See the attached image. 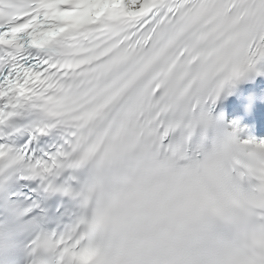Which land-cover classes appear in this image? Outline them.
I'll use <instances>...</instances> for the list:
<instances>
[{
    "label": "snow or ice",
    "instance_id": "1",
    "mask_svg": "<svg viewBox=\"0 0 264 264\" xmlns=\"http://www.w3.org/2000/svg\"><path fill=\"white\" fill-rule=\"evenodd\" d=\"M261 60L264 0H0V264H264V140L212 114Z\"/></svg>",
    "mask_w": 264,
    "mask_h": 264
},
{
    "label": "bare ground",
    "instance_id": "2",
    "mask_svg": "<svg viewBox=\"0 0 264 264\" xmlns=\"http://www.w3.org/2000/svg\"><path fill=\"white\" fill-rule=\"evenodd\" d=\"M237 127V126H236ZM238 128V127H237ZM239 129V128H238Z\"/></svg>",
    "mask_w": 264,
    "mask_h": 264
}]
</instances>
